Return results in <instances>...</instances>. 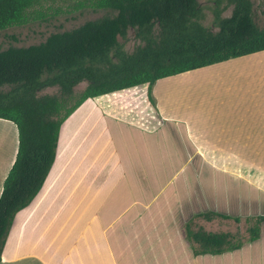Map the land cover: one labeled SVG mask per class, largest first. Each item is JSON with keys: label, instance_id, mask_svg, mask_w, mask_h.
Here are the masks:
<instances>
[{"label": "crops", "instance_id": "crops-1", "mask_svg": "<svg viewBox=\"0 0 264 264\" xmlns=\"http://www.w3.org/2000/svg\"><path fill=\"white\" fill-rule=\"evenodd\" d=\"M152 96L148 83L117 90L66 119L77 116L76 130L61 129L59 155L69 138L75 153L55 179L57 149L0 264H264V219L250 231L264 216V50L159 79ZM0 126L1 193L18 132ZM53 191L63 211H49ZM209 211L249 222L239 246L196 253L187 224Z\"/></svg>", "mask_w": 264, "mask_h": 264}, {"label": "trees", "instance_id": "trees-1", "mask_svg": "<svg viewBox=\"0 0 264 264\" xmlns=\"http://www.w3.org/2000/svg\"><path fill=\"white\" fill-rule=\"evenodd\" d=\"M45 1L0 0V32L46 18L52 7ZM84 1L114 13L52 32L36 44L0 48V119L18 132L16 157L0 193V257L15 215L33 201L51 171L63 123L87 99L148 83L154 103L152 87L159 79L264 50V26L255 20L252 0H215L217 30L201 22L198 0ZM229 5L231 15L223 16ZM131 31L138 43L128 51ZM84 81L77 97L74 89ZM55 86L60 94H39ZM216 216L232 218L209 211L188 222L197 254L240 245L232 232L196 224ZM262 219L250 227L252 238Z\"/></svg>", "mask_w": 264, "mask_h": 264}, {"label": "rangeland", "instance_id": "rangeland-1", "mask_svg": "<svg viewBox=\"0 0 264 264\" xmlns=\"http://www.w3.org/2000/svg\"><path fill=\"white\" fill-rule=\"evenodd\" d=\"M85 2L84 0H46L44 4L50 5L52 9L50 10V14L46 15V18L41 20H34L27 24L20 25V26H11L0 32V48H7L10 45L13 46H28L30 44H36L46 39V37L55 31H62V30H68L75 27H78L82 23H84L86 20H93L100 18L104 15H110L114 12L109 9H94L90 5H83L81 4ZM201 7H202V16H201V22L206 25L209 28H213L214 30H217L218 28L214 26V1L215 0H198ZM254 3V17L256 22L260 26H264V0H252ZM224 4H228V0H224ZM232 5H229L223 12V16H229L232 12ZM55 9H59V11H55ZM138 43L137 40L134 38V34L131 31L129 34V39L125 43V47L128 51H132L136 44ZM181 79V78H176ZM87 82H82L78 84L75 87V95H79L80 92L84 90L86 87ZM8 88V87H6ZM40 95L43 94H60V90L57 86L55 87H47L39 92ZM73 101L70 102L73 103ZM93 110V101L92 99L90 102L85 104L83 109L80 112L87 113L89 110ZM76 111V110H75ZM75 113V112H74ZM82 116V114L80 115ZM74 118H70L69 121H67L66 125L63 127L62 125V132L64 134V131H71L75 132L76 130V123ZM66 121V120H65ZM8 125H11L14 129L15 126L12 123L9 122H3ZM6 127V126H5ZM7 135V127L4 128V126H0V137H3ZM62 137V134H61ZM61 143V138H60ZM65 144L68 146L67 150H65ZM61 145L59 144V147ZM59 147H58V163L55 161L54 165L57 163L55 173L53 178L58 179L61 165L63 164V161L66 159H69L74 155L75 153V143L70 141V138L63 144L62 142V148L63 151L59 155ZM60 160V161H59ZM54 167V166H53ZM50 182V180H49ZM49 187L48 180L45 183V187ZM44 189V187H43ZM54 191L51 193L49 200L50 206L49 211H63V199L65 198V195H61L59 197L55 196ZM72 203L67 206V211H76L77 206H75V200L69 199ZM48 209V208H47ZM44 211V210H43ZM206 220L201 218L197 219L196 224L197 225H203L206 229H212L216 231H228L232 232L234 237V240H241L246 237L247 230H248V223L245 221H241L239 223L235 221H228L224 220L222 218H217L212 222L211 225H208ZM197 225H193V228L196 229ZM12 227V226H11ZM11 230V228H10ZM10 230L8 232V235L10 233ZM7 235V237H8ZM7 240V238H6Z\"/></svg>", "mask_w": 264, "mask_h": 264}, {"label": "bare ground", "instance_id": "bare-ground-1", "mask_svg": "<svg viewBox=\"0 0 264 264\" xmlns=\"http://www.w3.org/2000/svg\"><path fill=\"white\" fill-rule=\"evenodd\" d=\"M62 151H63V148H62Z\"/></svg>", "mask_w": 264, "mask_h": 264}]
</instances>
